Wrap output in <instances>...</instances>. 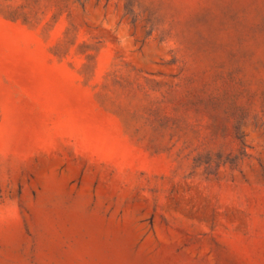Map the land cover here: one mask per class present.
<instances>
[{
	"label": "rangeland",
	"instance_id": "rangeland-1",
	"mask_svg": "<svg viewBox=\"0 0 264 264\" xmlns=\"http://www.w3.org/2000/svg\"><path fill=\"white\" fill-rule=\"evenodd\" d=\"M0 264H264V0H0Z\"/></svg>",
	"mask_w": 264,
	"mask_h": 264
}]
</instances>
